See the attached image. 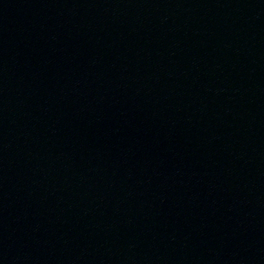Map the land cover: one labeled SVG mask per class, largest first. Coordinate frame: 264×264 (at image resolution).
<instances>
[{
    "label": "water",
    "instance_id": "water-1",
    "mask_svg": "<svg viewBox=\"0 0 264 264\" xmlns=\"http://www.w3.org/2000/svg\"><path fill=\"white\" fill-rule=\"evenodd\" d=\"M0 264H231L174 0H0Z\"/></svg>",
    "mask_w": 264,
    "mask_h": 264
}]
</instances>
